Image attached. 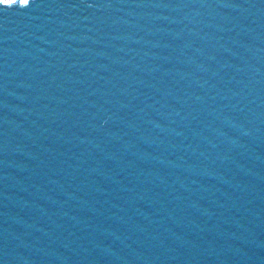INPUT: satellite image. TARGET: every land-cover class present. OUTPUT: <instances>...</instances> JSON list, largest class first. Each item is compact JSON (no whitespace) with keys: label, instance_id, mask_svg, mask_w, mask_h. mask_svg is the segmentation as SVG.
Returning a JSON list of instances; mask_svg holds the SVG:
<instances>
[{"label":"water","instance_id":"obj_1","mask_svg":"<svg viewBox=\"0 0 264 264\" xmlns=\"http://www.w3.org/2000/svg\"><path fill=\"white\" fill-rule=\"evenodd\" d=\"M0 0V264H264V0Z\"/></svg>","mask_w":264,"mask_h":264},{"label":"snow or ice","instance_id":"obj_2","mask_svg":"<svg viewBox=\"0 0 264 264\" xmlns=\"http://www.w3.org/2000/svg\"><path fill=\"white\" fill-rule=\"evenodd\" d=\"M3 3L6 4V5H10V4H13L14 3V0H3ZM19 3L21 5H23L24 7H28L31 4L29 2V0H19Z\"/></svg>","mask_w":264,"mask_h":264}]
</instances>
